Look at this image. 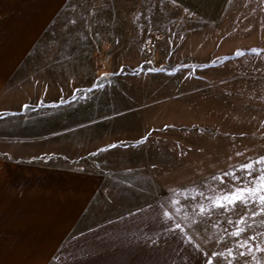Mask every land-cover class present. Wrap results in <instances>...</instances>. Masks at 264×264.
I'll return each instance as SVG.
<instances>
[{
	"label": "rangeland",
	"instance_id": "obj_1",
	"mask_svg": "<svg viewBox=\"0 0 264 264\" xmlns=\"http://www.w3.org/2000/svg\"><path fill=\"white\" fill-rule=\"evenodd\" d=\"M2 99L0 157L102 177L88 264L264 256L237 246L261 243L264 217L235 237L243 207L197 214L264 157V0H229L216 22L169 0H71Z\"/></svg>",
	"mask_w": 264,
	"mask_h": 264
},
{
	"label": "crops",
	"instance_id": "obj_2",
	"mask_svg": "<svg viewBox=\"0 0 264 264\" xmlns=\"http://www.w3.org/2000/svg\"><path fill=\"white\" fill-rule=\"evenodd\" d=\"M71 0H0V102L14 74ZM216 22L229 0H169ZM5 111V110H3ZM97 173L0 157V264H88Z\"/></svg>",
	"mask_w": 264,
	"mask_h": 264
},
{
	"label": "snow or ice",
	"instance_id": "obj_3",
	"mask_svg": "<svg viewBox=\"0 0 264 264\" xmlns=\"http://www.w3.org/2000/svg\"><path fill=\"white\" fill-rule=\"evenodd\" d=\"M255 51V50H253ZM243 55V53H239ZM111 147H115L112 145ZM256 164H264V157H261L255 164H247L242 166L240 171L245 172L246 176L253 177V180L249 181V185L246 187H232L228 188L226 192H223L221 195L217 196L216 198H207L211 202L208 207H204L203 205L199 206L198 215H206L210 211L220 208L223 209L225 212H237L239 207H243L244 213L239 215L235 221L229 219V224L235 225V230L230 233L231 236L240 237L243 235L247 228L243 227L246 224L245 217L254 218V217H264V168H256ZM254 172H258L259 176H253ZM224 177H231L233 183L236 180H239V177L235 176V173H224L223 176L220 177H213V179H217L221 185H225L227 182L225 181ZM253 181H255L253 183ZM201 195H203L201 193ZM178 204L179 201H176ZM255 208L254 211H250L251 208ZM166 218L171 219V217L165 213ZM261 224L264 225V220L261 221ZM251 227V225H248ZM177 229L181 228L180 224L176 225ZM261 236V243L256 244L254 246L249 245V240H255V236L247 237L243 244L238 243V247H245L247 248V254L253 255L254 252L264 253V233L260 234ZM191 243V241H189ZM246 253L241 252L239 255H245ZM217 255V254H213ZM222 255V254H220ZM227 255L232 257L233 253L232 250L229 249ZM254 264H264V256L256 257L253 255ZM207 264H212L211 260L207 261ZM231 264V261L228 262Z\"/></svg>",
	"mask_w": 264,
	"mask_h": 264
}]
</instances>
